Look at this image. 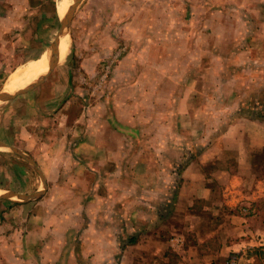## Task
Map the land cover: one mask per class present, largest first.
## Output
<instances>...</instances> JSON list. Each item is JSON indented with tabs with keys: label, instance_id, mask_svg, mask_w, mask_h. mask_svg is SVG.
<instances>
[{
	"label": "rangeland",
	"instance_id": "obj_1",
	"mask_svg": "<svg viewBox=\"0 0 264 264\" xmlns=\"http://www.w3.org/2000/svg\"><path fill=\"white\" fill-rule=\"evenodd\" d=\"M169 1L173 11L84 0L50 77L0 100V142L38 167L0 148V195L13 197L0 199L3 234L24 227L26 213L59 214L72 226L76 214L87 218L89 200L104 205L108 189L120 200L126 188L137 201L143 179L168 190L167 171H179L237 119L264 121V0ZM52 2L0 0V93L22 86L8 87L20 67L41 64L27 69V85L47 70L61 27Z\"/></svg>",
	"mask_w": 264,
	"mask_h": 264
},
{
	"label": "crops",
	"instance_id": "obj_2",
	"mask_svg": "<svg viewBox=\"0 0 264 264\" xmlns=\"http://www.w3.org/2000/svg\"><path fill=\"white\" fill-rule=\"evenodd\" d=\"M73 1L53 0L52 12L60 19ZM193 2L173 0L184 6ZM118 3L134 8L140 5V10L152 3L159 11L165 7L171 10L169 0ZM66 40L61 41L62 58L67 55L63 54ZM31 65L39 66L31 63L21 78L20 69H16L15 87L27 85L24 76ZM44 72L35 74V78ZM167 172L169 178L174 177L168 190H164L165 181L155 180L148 189L143 179L141 197L130 201L134 196L126 188L121 187L120 196L125 194L120 200L113 199V190L108 189L104 205L89 200L87 218L76 214L72 226L64 224L66 218L63 220L59 214L43 218L39 212L26 213L24 227L11 230V244L3 242L10 234L2 232L9 226H2L0 221V264H230L236 255L237 264H264L263 120L237 119L179 171ZM132 203L136 207L130 212ZM58 224L65 229L60 241L54 238L61 231Z\"/></svg>",
	"mask_w": 264,
	"mask_h": 264
},
{
	"label": "water",
	"instance_id": "obj_3",
	"mask_svg": "<svg viewBox=\"0 0 264 264\" xmlns=\"http://www.w3.org/2000/svg\"><path fill=\"white\" fill-rule=\"evenodd\" d=\"M81 1L82 0H74L73 3L69 6L67 11L65 12V14L60 18V26H61L60 31H59L55 41L53 42V44L51 46L50 55H49L50 62H49V66H48L46 72H44L38 79L32 81L30 84L16 90V92H10L9 91V92L0 93V100H8V99L11 100L14 97H16L17 95L25 93V92L39 86L48 77L49 73L58 65L59 60H60L61 41L63 38H65V37L67 38L71 19L73 17V14L76 11V8L78 7V5L80 4ZM0 148L9 149L12 152H14L15 154H18L20 156L25 157L26 160L34 166V168L38 169V167L36 166V163L31 158L26 157L17 148L11 147V146L4 144V143H1V142H0ZM40 195H41V192H37L31 196H20L19 199L21 200V202H23L26 200L38 198ZM0 199L13 200V197L9 194H5V195H0Z\"/></svg>",
	"mask_w": 264,
	"mask_h": 264
},
{
	"label": "bare ground",
	"instance_id": "obj_4",
	"mask_svg": "<svg viewBox=\"0 0 264 264\" xmlns=\"http://www.w3.org/2000/svg\"><path fill=\"white\" fill-rule=\"evenodd\" d=\"M65 4V3H64ZM68 6V5H67ZM66 8V7H65ZM67 9H68V7H67ZM31 63H34V64H37V65H41L40 64V62H31ZM31 63H29L27 66H24V68H20V70H19V77L21 78L22 77V74H23V71L24 70H26V68L31 64ZM22 82V81H21ZM8 87L10 88V87H15L16 85H17V82H16V80L15 79H12V78H9V80H8ZM23 86H21V87H17V88H15V89H13V90H18V89H20V88H22ZM13 90H11V91H13Z\"/></svg>",
	"mask_w": 264,
	"mask_h": 264
},
{
	"label": "trees",
	"instance_id": "obj_5",
	"mask_svg": "<svg viewBox=\"0 0 264 264\" xmlns=\"http://www.w3.org/2000/svg\"><path fill=\"white\" fill-rule=\"evenodd\" d=\"M57 20V18L56 17H53V18H51V19H49V23H52L53 24V22H55ZM48 32V31H47ZM253 118H255V117H253ZM258 119H262L263 117H257ZM256 158H259L258 156L256 157ZM263 164V160L260 162V165H262ZM259 174H261V172L259 171Z\"/></svg>",
	"mask_w": 264,
	"mask_h": 264
},
{
	"label": "built area",
	"instance_id": "obj_6",
	"mask_svg": "<svg viewBox=\"0 0 264 264\" xmlns=\"http://www.w3.org/2000/svg\"><path fill=\"white\" fill-rule=\"evenodd\" d=\"M233 262H237V261H233ZM233 264H235V263H233Z\"/></svg>",
	"mask_w": 264,
	"mask_h": 264
}]
</instances>
